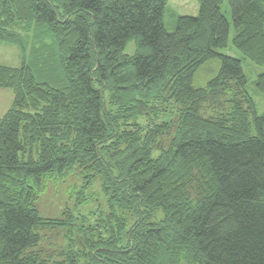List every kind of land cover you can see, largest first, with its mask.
I'll return each mask as SVG.
<instances>
[{
	"label": "trees",
	"instance_id": "obj_1",
	"mask_svg": "<svg viewBox=\"0 0 264 264\" xmlns=\"http://www.w3.org/2000/svg\"><path fill=\"white\" fill-rule=\"evenodd\" d=\"M196 1L168 32L167 0H0V42L20 54L0 64L13 94L0 117V264H264V115L243 58L218 51L231 21L232 45L264 67V0ZM212 60L216 75L195 86ZM254 85L264 95V72ZM174 115L163 146L160 119ZM74 170L83 188L98 176L107 211L42 217L46 184ZM43 229L63 232L58 258L37 249Z\"/></svg>",
	"mask_w": 264,
	"mask_h": 264
},
{
	"label": "rangeland",
	"instance_id": "obj_2",
	"mask_svg": "<svg viewBox=\"0 0 264 264\" xmlns=\"http://www.w3.org/2000/svg\"><path fill=\"white\" fill-rule=\"evenodd\" d=\"M198 4L196 0H167L165 7L163 24L168 32H172L175 26V20L177 16L195 15L197 14ZM221 10L229 17V9L226 1L223 2ZM23 34V33H22ZM25 38L28 41L29 51L31 47H38L36 40L32 37L31 32H25ZM233 26L230 21L229 36L227 46L218 49L220 53L228 54L233 57L242 59L243 71L247 77L246 89L252 100L255 103L258 114L264 115V95L257 91L254 81L258 74L264 72V67L256 66L248 59L242 56V53L235 48L232 43ZM35 49V48H34ZM135 50L134 42L129 41L125 47V53L127 55H133ZM37 54L38 51L32 52ZM19 49L11 44L0 42V64L16 67L20 64ZM36 55V56H37ZM218 69V60H212L204 64L193 77V84L195 86H203L205 83L214 77ZM13 98L12 91L9 89L0 88V117L11 105ZM228 108V104H225L222 109H215L207 106H203L205 116H213L221 114ZM165 122H170V129L167 133L159 136L156 142L165 146L172 138L174 134V124L177 121V115L171 116L169 119H160ZM255 130H251V134H254ZM98 176L92 179V184L88 188H83V182L81 180L80 171L74 170L63 180H51L46 184L45 192L37 200V206L40 214L44 218H61V215H76L78 212L82 213V216L86 218L88 223H92L94 218L99 213H105L107 211V205L102 192L101 183ZM83 191V192H81ZM84 195L82 203L84 205H78V199ZM83 217H80L83 219ZM41 236V243L37 249H40V253L46 257L54 256L58 258V253L66 250V244L63 240V232L61 230H47L43 229L39 231Z\"/></svg>",
	"mask_w": 264,
	"mask_h": 264
},
{
	"label": "crops",
	"instance_id": "obj_3",
	"mask_svg": "<svg viewBox=\"0 0 264 264\" xmlns=\"http://www.w3.org/2000/svg\"><path fill=\"white\" fill-rule=\"evenodd\" d=\"M196 15V14H195Z\"/></svg>",
	"mask_w": 264,
	"mask_h": 264
}]
</instances>
